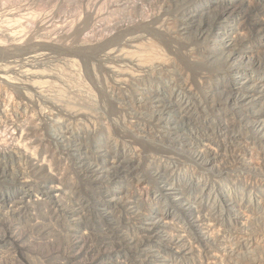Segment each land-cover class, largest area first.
Returning a JSON list of instances; mask_svg holds the SVG:
<instances>
[{
    "label": "rangeland",
    "instance_id": "1",
    "mask_svg": "<svg viewBox=\"0 0 264 264\" xmlns=\"http://www.w3.org/2000/svg\"><path fill=\"white\" fill-rule=\"evenodd\" d=\"M0 264H264V0H0Z\"/></svg>",
    "mask_w": 264,
    "mask_h": 264
},
{
    "label": "bare ground",
    "instance_id": "2",
    "mask_svg": "<svg viewBox=\"0 0 264 264\" xmlns=\"http://www.w3.org/2000/svg\"><path fill=\"white\" fill-rule=\"evenodd\" d=\"M179 44L180 45H186L184 42H183V40L181 39L180 41H179ZM177 67L178 68H180V69H182V70H185L186 72H188L189 73V76L191 77V78H197L198 79V74H197V72H196V69H195V66H194V63H193V60L191 59V57L189 56V57H186V56H181L180 57V59H177ZM200 112H201V116H200V118H202L205 122H207V120L204 118V113H203V111H201L200 110ZM208 125V122L206 123V124H204V126H207ZM230 130L231 131H233V132H236V133H241V131H239V129L238 128H235V124H233V125H230ZM238 127V126H237ZM241 127V126H240ZM239 127V128H240ZM209 129L211 128V125H209V127H208ZM211 130L212 131H209V132H213L214 133V138H215V147H216V144L217 143H219L221 146L223 145L222 144V141H221V139H220V135H218V134H216L215 133V130H214V128H211ZM214 147V146H213ZM217 149V148H216ZM218 150V149H217ZM218 151H220V150H218Z\"/></svg>",
    "mask_w": 264,
    "mask_h": 264
}]
</instances>
